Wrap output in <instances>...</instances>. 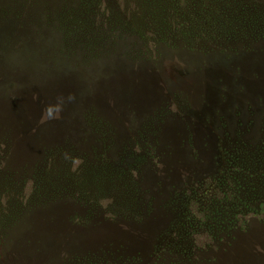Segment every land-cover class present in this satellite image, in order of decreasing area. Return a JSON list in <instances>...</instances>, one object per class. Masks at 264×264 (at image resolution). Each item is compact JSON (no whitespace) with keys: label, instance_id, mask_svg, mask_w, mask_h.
<instances>
[{"label":"rangeland","instance_id":"374dc122","mask_svg":"<svg viewBox=\"0 0 264 264\" xmlns=\"http://www.w3.org/2000/svg\"><path fill=\"white\" fill-rule=\"evenodd\" d=\"M133 3L102 0L87 28L109 65L96 83L44 85L0 58V264H264V20L235 19L264 0H221L219 21L171 0L161 28ZM112 23L139 28L138 54L111 51ZM18 204L39 209L9 242Z\"/></svg>","mask_w":264,"mask_h":264},{"label":"trees","instance_id":"16d2710c","mask_svg":"<svg viewBox=\"0 0 264 264\" xmlns=\"http://www.w3.org/2000/svg\"><path fill=\"white\" fill-rule=\"evenodd\" d=\"M133 1V6L134 8L136 7L134 15L141 16L143 19L152 22L156 28H161L162 24H159V22L164 21L168 16V9L164 4L171 0ZM220 1L221 0H208L209 10L214 13L215 16L213 17H215L216 21L221 19V14L226 10L218 6V2ZM230 2H232V0H230ZM234 2L241 3L240 1ZM5 5L7 11H2H6L8 15L0 18L4 20L0 23L2 24L0 28L3 30L0 31V58L6 60L8 64L7 68L11 71L9 74L19 73L20 71L24 72L26 70V72H29L30 75L36 79L35 81H40L39 83L42 82L44 85L47 82H59L65 77L68 81L73 77L74 83L77 86H79L78 83H81V81L82 83H86L87 79H91L90 83L97 82L95 78L99 76L98 71L100 72L102 68H106L108 62L102 59V55L98 51V38L89 39L86 35H89L87 28L90 27L91 24H97L102 10H108V7L105 8L102 4V0H10ZM226 5L229 9H233V5L229 4V1ZM247 7V4H243L239 8V11L243 13V15L237 14L238 17L235 18L237 21L241 19L244 21L251 20L252 22L258 21L257 19H259V21L264 20V13L258 12L256 6L253 9L255 12L254 15L247 12ZM213 13H211V15ZM4 23L12 24L16 29L10 27L11 31L7 28V25H3ZM114 25L115 24L112 23L109 30L111 38L110 45L113 46L111 51H119L127 56H135L138 54L139 51L134 47L135 42H133L130 37L131 33L134 31L135 33L139 32V28L132 27L134 31L132 29L131 31L123 29L121 30L124 32L123 33ZM28 28L32 29L34 35L28 36ZM149 29L148 27L144 32H141L143 33L141 37L143 42L149 41V43H151L150 39H157L158 35H162L158 30L152 31L151 29L150 35ZM25 30H27V33ZM161 40L163 41V35ZM16 53L22 56L15 57ZM68 81H65V83ZM65 89L67 91V97L69 99L72 98L76 104L78 101L75 98H80L82 93L76 94L75 91L72 90V87L67 88L66 86ZM80 110L81 109L77 106H72L70 116L68 117V124L70 126L69 128H75V130L72 129L73 133L78 132L79 137H82L85 136L86 131L81 125L79 115L82 112H80ZM15 161L17 162V159H15ZM51 204V202L46 203V201H43L40 202L38 206L41 209ZM19 205L20 204H18L17 207L10 206L8 209L7 207L5 208L6 210L14 211L12 214L13 219L10 221L11 224L10 222L7 224V228L11 227L9 237L6 235V240L9 242L13 241V230L18 225H22L24 230L29 227V224L32 223L31 213L39 209L35 207L36 210L35 208L34 210L32 208L31 210H20ZM0 210L3 211L1 207ZM247 213L249 212H246L245 215ZM6 217L11 219V216L8 214H6ZM234 217L235 216H231L228 219L229 228H232L236 224V217ZM247 221L248 217L245 223Z\"/></svg>","mask_w":264,"mask_h":264}]
</instances>
